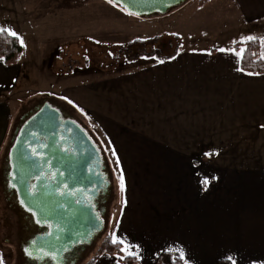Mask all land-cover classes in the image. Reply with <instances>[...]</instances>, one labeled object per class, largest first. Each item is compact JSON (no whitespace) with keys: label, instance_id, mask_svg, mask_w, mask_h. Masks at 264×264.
Listing matches in <instances>:
<instances>
[{"label":"crops","instance_id":"1","mask_svg":"<svg viewBox=\"0 0 264 264\" xmlns=\"http://www.w3.org/2000/svg\"><path fill=\"white\" fill-rule=\"evenodd\" d=\"M188 20L223 37L181 44L172 57L134 69L83 80L70 72L53 94L71 101L107 153L117 191L111 231L131 253L121 256L136 264H155L162 252L186 264H264V72L243 70L240 47L226 48L264 31V0H208ZM23 51L17 63L0 59V146L12 81L22 77L14 72L26 70ZM36 60L43 79L48 70ZM13 251L0 242L1 264ZM93 264L122 263L102 253Z\"/></svg>","mask_w":264,"mask_h":264},{"label":"rangeland","instance_id":"2","mask_svg":"<svg viewBox=\"0 0 264 264\" xmlns=\"http://www.w3.org/2000/svg\"><path fill=\"white\" fill-rule=\"evenodd\" d=\"M179 7H184V11L175 13ZM199 7L198 0H185L166 13L137 15L129 14L107 0H0V28L11 29L20 35L24 48L22 64H26L25 71L14 72L22 77L12 81L14 89L10 124L0 146V242H10L14 250L10 253L11 262L5 264H24V251L21 247L24 240L21 242L19 237L26 230L23 228V221L6 200L1 179L4 157L8 155L20 115L45 101L55 106L67 107L66 110L84 127L100 149L98 134L94 129L88 128L89 124L85 123L83 115L68 102L54 95L53 91L61 89L64 77H68L70 72V76L76 73L77 80H83L90 74L95 76L107 72L115 73L150 62L145 54L151 53L153 46H159L161 41H167L165 53L172 51L175 43L179 41L173 34H177L181 44L186 47L193 48L197 43L204 46L205 43L217 45V39L223 37L221 31L210 34V29L196 30L194 24L189 23V17L196 16ZM190 25L193 27L190 28ZM155 36L159 37L158 42H147L145 47L139 45L140 41ZM249 36L261 42L264 31L256 30L247 37ZM245 38L236 40L231 46L238 45L241 50ZM50 49L52 50L48 55ZM36 55L38 58L32 60ZM40 58L48 70H45L48 77L43 79L37 77L36 59ZM15 94L17 97H14ZM101 152L104 158L107 157L104 150ZM107 175L110 196L105 211L104 228L89 243L83 245L81 253L72 264H85L96 253L101 241L112 233L111 220L117 205V191L110 172ZM116 217H113V221ZM24 237L26 239L27 236Z\"/></svg>","mask_w":264,"mask_h":264},{"label":"water","instance_id":"3","mask_svg":"<svg viewBox=\"0 0 264 264\" xmlns=\"http://www.w3.org/2000/svg\"><path fill=\"white\" fill-rule=\"evenodd\" d=\"M184 1L111 0L137 15L166 13ZM60 126L67 130L65 137L71 139L74 152H61L56 145ZM17 131L16 126L8 152L10 183L16 189L20 204L31 212L37 223L49 228L47 232L33 236L23 251L27 255L37 252L49 255L54 264H64L67 250L78 243H89L94 233H100L104 228V222L93 211V206L82 201L85 189L95 191L101 186L99 173L86 170L90 159H100L99 150L78 123L62 120L59 110L48 101L43 102ZM46 164L50 165L49 170H55L51 177L42 172ZM107 178L102 177L105 186L110 184Z\"/></svg>","mask_w":264,"mask_h":264},{"label":"flooded vegetation","instance_id":"4","mask_svg":"<svg viewBox=\"0 0 264 264\" xmlns=\"http://www.w3.org/2000/svg\"><path fill=\"white\" fill-rule=\"evenodd\" d=\"M52 105V104H51ZM40 105H37L33 108L25 110L19 117L18 123H17V128L18 131L22 124L29 118L31 115H33L39 108ZM56 107L59 112H60V118L62 120L64 119H71L74 120L76 123H78L83 129L84 127L68 112L66 109H62L58 106L52 105ZM85 130V129H84ZM17 131V133H18ZM86 132V131H85ZM87 133V132H86ZM68 134L67 130H64L62 126H60V131L58 133V136L55 140L56 145L59 147V150L61 152H74L73 145L70 144L71 139L69 137H65ZM88 134V133H87ZM16 135V134H15ZM89 136V135H88ZM91 138V137H90ZM92 139V138H91ZM93 141V140H92ZM12 144V142H11ZM10 144V146H11ZM95 144V143H94ZM97 146V145H96ZM35 148V147H34ZM99 153H100V159L99 160H94L90 159L88 161V165L86 167V170H95L97 173H99L98 179L101 181L100 184L101 186L94 191L93 188H87L82 192V201L84 202L85 205H92L93 206V211L96 213V215L103 220L105 223V211L107 209V202L109 200L110 196V186H105V182L102 180V177L107 175V164L104 158V155L102 154L101 150L97 146ZM53 165V164H52ZM56 166V165H54ZM50 165L46 164L42 168V172L44 173L45 176L51 177L52 175L55 174V170H49ZM11 165L9 162L8 155L4 157V163L2 166L1 170V179H2V186H3V193L6 197V200L8 201L10 207L14 209L18 217L20 216L21 219L24 222V229L26 230V239H19L21 242L23 241V247L25 244L33 238V236L42 234L48 231V226L47 225H41L37 223L33 215L31 214L30 211L26 210L19 202L17 192L15 187H13L10 183V175H11ZM108 179V178H107ZM99 234V232H95L94 236ZM85 243H78L76 246H74L72 249L67 250L64 253V264H72L73 261L78 258L79 253H81V250L83 249V245ZM24 256V264H54V260L52 256H43L39 252H37L34 255H27L25 252L23 254Z\"/></svg>","mask_w":264,"mask_h":264},{"label":"trees","instance_id":"5","mask_svg":"<svg viewBox=\"0 0 264 264\" xmlns=\"http://www.w3.org/2000/svg\"><path fill=\"white\" fill-rule=\"evenodd\" d=\"M208 0H198V5L202 6L204 5ZM173 37L178 39L179 41L175 43L172 51L165 53V46L167 41H161L159 46H153V51L151 53H146L145 55L148 56V59L150 61H160L165 60L170 57H172L175 52L177 51L178 47L181 45V40L177 35L173 34ZM158 36L149 38L148 40H143L139 42V45L142 47H145L147 45V42L150 43H156L158 42ZM169 45V44H167ZM238 45L229 46L227 45L226 48L231 49H238ZM242 48L245 50L243 53H241V60H240V66L243 70L248 72H257L261 73L264 72V58H262V53H264V47H262L261 42H259L257 39L254 40H246L242 43ZM22 53V44L20 40L8 36L7 33H0V56L4 58L5 63L7 64H14L17 63L20 59ZM59 107V106H58ZM62 109H67V107H64L61 105ZM100 150L101 147H100ZM105 161L106 157H105ZM107 164V172L109 174V167ZM21 219V217L19 216ZM22 220V219H21ZM23 221V220H22ZM24 225V222H23ZM24 228V227H23ZM27 233L24 232L19 239H25V235ZM121 245L120 244H113L111 242L110 236H106L100 243L96 253L85 263V264H93L98 257L102 253H108V254H114L118 257L119 261L122 264H136L137 258L133 255H124L121 256ZM222 264H229L228 261L222 260ZM1 264V261H0ZM155 264H186L183 262L182 259L172 255L170 252H162L159 255L155 257Z\"/></svg>","mask_w":264,"mask_h":264},{"label":"snow or ice","instance_id":"6","mask_svg":"<svg viewBox=\"0 0 264 264\" xmlns=\"http://www.w3.org/2000/svg\"><path fill=\"white\" fill-rule=\"evenodd\" d=\"M110 2H111V0H110ZM129 14H131V13H129ZM0 33H7L8 36H11V37H14V38L20 40L21 44H23L22 39H20V37L18 36V34L15 33L14 31H12L11 29L0 28ZM254 39H255V37H251V36L245 38V40H254ZM242 42H243V41H242ZM261 45H262V47H264V38H261ZM221 51H224V49H221ZM244 51H245V50L242 48V49L240 50V53H243ZM240 53H238V55H239ZM262 58H264V53H262ZM0 59H3V58L0 57ZM69 103H71V101H69ZM205 183H206V181H205ZM123 187H124V185H123V179H122V177H121V190H123ZM109 236H110L111 242H112L113 244H123V245H125V246H124L123 248H121L120 250H121V251H125V252L127 253L128 245L126 244V242H125L123 239L117 237V236L115 235V233H110ZM26 252H27V249H26ZM127 254H131V253H127ZM181 258H183V254H181Z\"/></svg>","mask_w":264,"mask_h":264}]
</instances>
